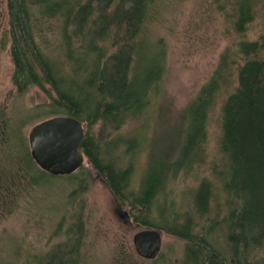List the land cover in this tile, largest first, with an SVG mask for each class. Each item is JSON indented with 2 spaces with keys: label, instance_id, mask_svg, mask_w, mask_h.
I'll return each mask as SVG.
<instances>
[{
  "label": "trees",
  "instance_id": "obj_1",
  "mask_svg": "<svg viewBox=\"0 0 264 264\" xmlns=\"http://www.w3.org/2000/svg\"><path fill=\"white\" fill-rule=\"evenodd\" d=\"M225 1H231L227 29L239 35L234 48L222 54L183 111L170 151L152 155L136 184L139 154L150 143V92L165 69L164 48L145 35L155 0H8L18 91L51 87L49 105L55 114L83 122L85 156L120 207L130 209L142 227L187 240L185 264H264V34L253 40L243 35L254 20L256 0ZM42 18L60 21L61 38L53 49L37 38L36 21ZM223 93L222 160L212 166L221 186L203 178L192 191L190 209H177L165 183L205 161L208 119ZM143 116L146 124L111 139L89 131L98 123L100 134L119 130ZM77 239L34 263L78 264Z\"/></svg>",
  "mask_w": 264,
  "mask_h": 264
},
{
  "label": "rangeland",
  "instance_id": "obj_2",
  "mask_svg": "<svg viewBox=\"0 0 264 264\" xmlns=\"http://www.w3.org/2000/svg\"><path fill=\"white\" fill-rule=\"evenodd\" d=\"M225 2L155 0L152 4L145 35L164 48L165 69L156 91L150 92L145 114L150 143L139 154L134 169L136 184L152 155L170 151V138L180 130L183 111L219 65L222 54L234 48L239 35L227 29L231 1L221 8ZM36 23L37 38L53 49L61 38L60 21L42 18ZM262 34L264 0H256L254 20L243 35L253 40ZM11 40L8 0H0V264H35V258H47L49 252L77 238L78 264H185L187 240L164 231L156 258L136 252L133 236L147 227L136 224L127 207L123 210L129 214L118 210L112 190L87 157L83 166L69 175H53L38 166L31 156L29 132L38 122L59 114L49 105V85L18 91L13 81ZM224 97L223 93L208 119L205 161L190 171L175 172L165 183L177 209H190L192 191L203 178L221 186L212 166L221 165L222 160ZM139 119L128 120L119 130L107 128L100 134L102 125L98 123L89 131L107 140L124 129L138 127L145 116Z\"/></svg>",
  "mask_w": 264,
  "mask_h": 264
},
{
  "label": "water",
  "instance_id": "obj_3",
  "mask_svg": "<svg viewBox=\"0 0 264 264\" xmlns=\"http://www.w3.org/2000/svg\"><path fill=\"white\" fill-rule=\"evenodd\" d=\"M84 139L85 126L80 119L72 115H55L31 128V156L41 169L50 174H71L85 161ZM133 242L140 256L153 259L162 250L163 234L157 228H142L134 234Z\"/></svg>",
  "mask_w": 264,
  "mask_h": 264
},
{
  "label": "bare ground",
  "instance_id": "obj_4",
  "mask_svg": "<svg viewBox=\"0 0 264 264\" xmlns=\"http://www.w3.org/2000/svg\"><path fill=\"white\" fill-rule=\"evenodd\" d=\"M85 134H86V133H85ZM30 148H31V147H30ZM84 154H85V153H84ZM32 158H33V157H32ZM85 158H86V156H85ZM84 162H85V161H84ZM83 164H84V163H83ZM38 166H39V165H38ZM82 166H83V165H82ZM82 166H81V167H82ZM39 167H40V166H39ZM81 167H80V168H81ZM40 168H41V167H40ZM80 168H79V169H80ZM77 170H78V169H77ZM77 170H76V171H77ZM76 171H74V172H76ZM74 172H73V173H74ZM71 174H72V173H71ZM67 175H69V174H67ZM148 228H151V227H148Z\"/></svg>",
  "mask_w": 264,
  "mask_h": 264
},
{
  "label": "flooded vegetation",
  "instance_id": "obj_5",
  "mask_svg": "<svg viewBox=\"0 0 264 264\" xmlns=\"http://www.w3.org/2000/svg\"><path fill=\"white\" fill-rule=\"evenodd\" d=\"M118 207H119V209L118 210H120L121 211V207H120V205H118ZM148 228V227H147Z\"/></svg>",
  "mask_w": 264,
  "mask_h": 264
}]
</instances>
